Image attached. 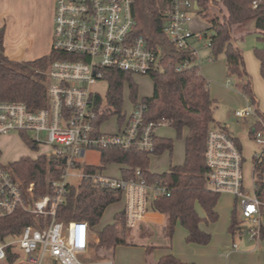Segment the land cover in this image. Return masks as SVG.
<instances>
[{"label": "built area", "instance_id": "built-area-1", "mask_svg": "<svg viewBox=\"0 0 264 264\" xmlns=\"http://www.w3.org/2000/svg\"><path fill=\"white\" fill-rule=\"evenodd\" d=\"M132 4L133 0H55L51 49L66 57L50 61L44 71L46 105L31 110L24 102L0 101V135L34 131L33 139L48 146L44 154L60 162L55 166L57 176L49 179V192L37 198L33 182L25 184L10 168L0 167V218L24 211L34 219L33 224L0 241V264H43L46 258L56 264H85L82 256L89 247L92 228L83 220L56 219V209L64 202L69 187L78 190L82 180L121 192L124 222L129 229L154 211L150 208L153 199L169 195L166 184L160 180L149 183L139 169L133 170L129 178L114 177L105 173L106 165L86 171L82 162L89 151L100 153L107 147L152 153L155 129L163 124H144V105L140 101L132 103L129 112L122 111L125 119L117 123L116 131L103 132L101 124H95L106 93L102 96L93 86L99 82L108 85L109 71L134 76L160 69V49L150 46L144 37L134 36ZM189 8L193 9L192 0H172L163 30L176 50L189 49L196 55L191 40L200 36L186 27ZM233 114L240 119L256 116L250 103L235 109ZM256 137L261 147L264 131L258 130ZM204 159L210 188L240 198L242 216L256 221L260 201L255 192L249 194L243 186L242 155L234 138L220 128L209 129ZM71 178L78 182L74 184ZM251 233L256 237L257 230ZM7 249L15 255L12 263L8 261Z\"/></svg>", "mask_w": 264, "mask_h": 264}, {"label": "trees", "instance_id": "trees-1", "mask_svg": "<svg viewBox=\"0 0 264 264\" xmlns=\"http://www.w3.org/2000/svg\"><path fill=\"white\" fill-rule=\"evenodd\" d=\"M198 6L197 14L208 22L205 36L208 37V47L216 57L223 53L228 76H237L242 81V92L254 108L255 121L249 128V136L255 138L258 130L264 131V113L255 107L256 100L252 91L250 76L244 65L242 49L236 44L235 34L244 32L246 25L253 22L258 33V40L263 43L253 49L259 62V73L264 80V0H195ZM172 0H133L132 16L134 18V36L144 37L150 46L159 48L161 56L158 62L160 69L149 73L152 81V93L143 96L140 102L144 105L143 123H165L172 127L175 136L183 139L184 160L180 165H173L168 171L153 173L148 164L150 155L163 151H171L172 138L154 135L152 153L137 148L122 149L107 147L100 151L99 165H85L86 171L111 163L124 165L121 176L129 178L133 170L139 169L142 176L152 183L160 180L169 188V195L153 199L151 210L164 215L166 230L171 236L176 223L186 230V240L205 245L210 241V234L200 228V217L197 206L204 212L207 222L218 218L217 203L220 193L210 188L207 180L208 168L204 159L207 132L211 128H226L217 122L213 116L216 100L211 97L209 82L201 74L196 63V55L189 49L176 50L164 33ZM211 5H218L216 12H210ZM3 28H0V101L24 102L31 110L44 107L47 102L46 77L44 71L48 63L59 57H66L60 52L50 50L33 60L15 61L9 59L3 51ZM207 33V34H206ZM248 33V32H246ZM243 36L240 35V39ZM186 63L185 67H176ZM108 85L105 105L95 120L96 125L102 124L110 116L117 117V123H122V89L129 88V95L134 105L137 103V84L128 73L111 70L107 75ZM99 102V100H98ZM229 133V132H228ZM230 134V133H229ZM23 142L31 149L37 150L38 143L19 132ZM231 135V134H230ZM232 136V135H231ZM241 149L238 138L232 136ZM54 157L44 153L32 158L24 155L19 159L2 164L25 184L34 183L35 198L49 192V179L56 177L59 164ZM252 180L254 192L260 201V213L264 212V144L252 158ZM119 190H109L95 186L89 180H82L78 190L70 186L64 202L56 209V219L68 222L71 219L83 220L93 228L100 221L105 209L121 200ZM34 219L24 211H16L12 215L0 218V241L11 234H17L27 224H33ZM241 230L236 220L235 212L231 215L230 231ZM255 236L264 237V226L259 225ZM97 242L93 248L97 251L114 250L117 245L126 244V226L124 212L120 210L113 215V221L95 232ZM150 246L146 247L148 253ZM8 261L13 262L15 255L7 249ZM153 264H194L184 262L175 255H161Z\"/></svg>", "mask_w": 264, "mask_h": 264}, {"label": "rangeland", "instance_id": "rangeland-1", "mask_svg": "<svg viewBox=\"0 0 264 264\" xmlns=\"http://www.w3.org/2000/svg\"><path fill=\"white\" fill-rule=\"evenodd\" d=\"M213 10L211 6L209 11L213 12ZM187 16L189 19L186 23V27L194 35L200 36L198 38L194 37L197 50L196 63L208 80L210 93L216 100L213 116L220 124L227 125L229 131L238 138L242 155V183L245 190L249 194H253L254 186L251 175L252 158L253 155L260 150V144L257 142L258 138H251L248 133V125L251 123L254 115L244 120H238L233 117V111L235 109L249 105L247 96L241 90L242 81L237 76H228L223 53L216 57L211 54L210 49L207 47L208 37L204 34L206 31L205 18L194 13V10L191 8L187 10ZM23 38L25 40L28 39L26 37ZM52 41L53 21L50 39L44 38L42 40L43 44L41 42L38 43V48L32 51L30 50L26 56L28 58L31 56L37 58L48 55L52 48ZM262 45L263 43L253 34L245 36L241 45L245 69L250 76L252 91L257 101V109L260 113H264V80L260 76L259 66L254 56L253 49ZM207 57L213 61L209 62ZM133 80L137 84V102H139L143 96H149L152 93V81L148 75H134ZM93 88L102 96H105L107 84L105 82H99L95 84ZM131 106L132 100L129 95V88L127 85H124L122 89L121 109L122 111L129 112ZM116 127L117 117L115 115L110 116L100 126L103 132H112ZM155 133L172 138L173 141L170 152L163 151L157 155H150L148 164L149 170L162 173L168 171L171 166L183 162V139L177 138L173 128L165 123L158 125L155 129ZM10 134L12 135L8 137H0V155L4 152H14L17 148L22 151L23 155H33L37 151L42 152L47 150V147L43 145H41L38 150H33L23 142L18 133L14 132ZM26 134L30 138H35L36 136L34 131H29ZM40 137L45 139L44 134H41ZM22 145L25 147H22ZM1 158L5 163L10 160L3 157ZM82 162L97 164L98 152L96 150L89 151L87 156L82 159ZM107 171L113 176L118 175L119 172L116 164L109 165ZM71 181L74 184L78 182L76 178H71ZM239 199L240 198H236L229 192L221 191L216 208L218 218L214 222H207L204 219L205 215L203 210L199 206L196 207L202 218L199 224L200 228L211 236L210 241L205 245L188 242L186 240V230L178 223L175 224L171 236H169L164 225H154L151 226L149 235L143 234L134 238V243H136L134 248L131 249L127 246H118L114 252L109 249L111 251L110 261H113V264H153L159 256L171 253L182 261L189 263L195 261L197 264H264V237H253L251 233V231L259 225L264 226V212L256 216V221H253L251 218H244L241 214ZM122 202L121 199L105 209L99 223L93 227L92 235H95V232L100 230L104 225L111 223L114 212L120 210L123 206ZM233 212H235L236 220L240 223L241 230L236 228L235 232L231 233L230 223ZM127 232H129V228L126 227V234ZM142 244L152 246L150 252H145L142 249ZM104 251L105 249L99 251L94 249V252L89 250V252H91L90 256L82 257V261L87 264L89 261L102 259ZM228 251L232 252L229 254ZM228 254L229 256H227ZM22 259L26 261L25 256H23ZM43 264L56 263L50 258H46Z\"/></svg>", "mask_w": 264, "mask_h": 264}, {"label": "crops", "instance_id": "crops-1", "mask_svg": "<svg viewBox=\"0 0 264 264\" xmlns=\"http://www.w3.org/2000/svg\"><path fill=\"white\" fill-rule=\"evenodd\" d=\"M215 1H219V0H215ZM192 2H193L194 13H197L198 6L196 4V1L192 0ZM211 6L214 9L213 12H216L219 8L218 5H215V6L211 5ZM53 12H54V0H0V28H3V30H4L3 31V51H4V54L9 59L15 60V61H28V60L35 59V56H31L30 58H28L26 55L30 52V50L32 51V50L37 49L38 43L41 42L43 44L42 40L44 38L50 39L51 30H52ZM207 27H208V22L206 21V28L205 29H207ZM246 29L247 30H245L244 32H241L239 34L238 33L235 34L238 37L236 44L240 48L242 45L243 38L245 36L250 35V34H253L256 37L258 36L257 31H255V29H254L253 22H249L246 25ZM205 32H204V34H205ZM246 32H248V33H246ZM46 34H47V36H46ZM240 35L243 36L242 39L239 38ZM23 37H26L28 39L25 40ZM191 44H192V47L196 50L195 38L191 40ZM207 47H208V45H207ZM207 60L209 62L213 61L210 58H208ZM257 63L259 66L258 60H257ZM225 66H226V64H225ZM199 70H200V68H199ZM248 70H249V68H248ZM200 72H201V70H200ZM201 74L204 76V74L202 72H201ZM209 91H210V88H209ZM210 95H211V93H210ZM211 97L214 98V96H212V95H211ZM247 101H248V98H247ZM255 107L257 108V101H256ZM233 117H235L234 114H233ZM235 118L240 120V118H237V117H235ZM254 118L252 119L251 123H249L248 130H249L250 126L252 125V123L255 121ZM244 119H246V118H244ZM222 125L226 128V130L232 136H234L233 133L229 131V128L227 127V125H225V124H222ZM116 130H117V127L115 128L114 131H116ZM114 131H112V132H114ZM11 135L12 134L0 135V137H8ZM155 135L161 136V135H158L157 133H155ZM162 137H165V136H162ZM234 137H236V136H234ZM41 145L46 146L47 150H48V146L45 144H39L38 143L37 147L39 148ZM183 146H184V143H183ZM22 147H25V146L22 145ZM46 151H42V152L37 151V152H35V154L27 155V156L34 158L38 154L45 153ZM21 156H24V155L22 154V151H20V149L17 148V150L14 152L2 153V155H0V162L5 165V164H7V162L9 163V162H12L14 160L19 159ZM86 156H87V154H86ZM1 157L5 158V159H10V160H8L5 163L2 161ZM99 157H100V153L98 152V163L97 164H91L89 162H85V164L86 165H99L100 164L99 163V161H100ZM183 160H184V157H183ZM112 164H116L118 167V170H119L118 175H114V177L115 176L116 177L121 176V168L124 167V165L118 164V163L107 164L104 168L105 173L109 176H113L112 174H109L107 171V167L109 165H112ZM180 164H182V163H180ZM180 164H176V165H180ZM151 172H153V171H151ZM153 173H156V172H153ZM122 209H123V206L121 207L120 210H122ZM120 210L115 211L114 214ZM112 221H113V219H112ZM154 225H162V226L164 225L166 227L164 215L157 212V211H151L148 214V217H146L144 220H142L140 223H138V225L136 227L130 228L129 232H127L126 244L125 245H117L116 247L127 246L131 249L134 248V245H136V243H134V238L139 237V235H143V234L149 235V232L151 230V226H154ZM92 230H93V228H92ZM97 240L98 239H97L96 235L91 236V239L89 242V247H88L86 253L82 256L83 258L90 256L91 252H94V249L92 248V246L97 242ZM116 247L114 248V250H112L113 252L115 251ZM146 247H148V245L142 244V249L145 252H146ZM151 247L152 246H150L149 252L151 250ZM89 250L91 252H89ZM110 252H111L110 250H105L104 251L105 256L100 254V255H102V259H98L96 261H89L87 264H113V261H110ZM231 252L228 251L229 254ZM229 254L227 256H229ZM133 263H134V261H133ZM192 263L197 264L195 261H192Z\"/></svg>", "mask_w": 264, "mask_h": 264}, {"label": "water", "instance_id": "water-1", "mask_svg": "<svg viewBox=\"0 0 264 264\" xmlns=\"http://www.w3.org/2000/svg\"><path fill=\"white\" fill-rule=\"evenodd\" d=\"M65 161V159H63V162Z\"/></svg>", "mask_w": 264, "mask_h": 264}]
</instances>
